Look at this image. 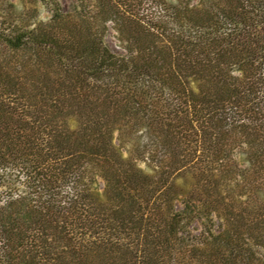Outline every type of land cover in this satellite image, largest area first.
<instances>
[{"label": "trees", "instance_id": "1", "mask_svg": "<svg viewBox=\"0 0 264 264\" xmlns=\"http://www.w3.org/2000/svg\"><path fill=\"white\" fill-rule=\"evenodd\" d=\"M0 264H264V0H0Z\"/></svg>", "mask_w": 264, "mask_h": 264}, {"label": "rangeland", "instance_id": "2", "mask_svg": "<svg viewBox=\"0 0 264 264\" xmlns=\"http://www.w3.org/2000/svg\"><path fill=\"white\" fill-rule=\"evenodd\" d=\"M60 3L62 4V6L64 8H66L69 3L72 1V0H59ZM107 41H108V44L109 46L114 50V51H121V49L118 47L117 45V41L116 39L112 36V33L109 34L108 38H107Z\"/></svg>", "mask_w": 264, "mask_h": 264}]
</instances>
